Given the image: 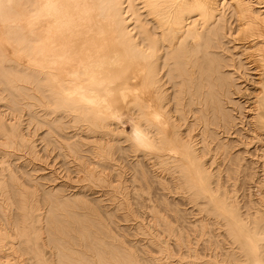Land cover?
Listing matches in <instances>:
<instances>
[{"label":"bare ground","instance_id":"6f19581e","mask_svg":"<svg viewBox=\"0 0 264 264\" xmlns=\"http://www.w3.org/2000/svg\"><path fill=\"white\" fill-rule=\"evenodd\" d=\"M42 125L48 144L63 141L79 161L81 186L110 187L123 220L143 232L127 181L147 194L158 187L143 204L178 250L157 232L150 240L162 255L127 245L81 187L49 188L38 214V182L10 163L0 177V264H264V0H0L3 156L38 159ZM70 126L85 134L58 132ZM178 193L190 211L171 199Z\"/></svg>","mask_w":264,"mask_h":264},{"label":"rangeland","instance_id":"374dc122","mask_svg":"<svg viewBox=\"0 0 264 264\" xmlns=\"http://www.w3.org/2000/svg\"><path fill=\"white\" fill-rule=\"evenodd\" d=\"M248 85H249V83H248ZM234 111L236 113V110L235 109H234ZM8 112H9V109H8ZM10 116L11 115H8L7 117H10ZM19 119H20V122L22 123L23 126L26 127V125H28V122L25 120V119H27V116L26 115H22ZM24 123H25V125H24ZM29 127H31V125ZM125 129H126L127 132H129L131 130V123L130 122H126ZM31 130L33 131V129H31ZM45 132H46V126L42 125L39 128H37L36 131L33 134L34 135V137H33V139H34V146H35V150L37 151V153H39L38 154L39 158L38 159H35V160H32V162L31 161L30 162L28 161L29 160V158L27 157L28 155L23 150H18L19 152L18 151H12V152H9L8 154H5V156H3V153H4L3 151L5 150V147L4 146H0V155L2 156V157L0 156V161H1L0 162V177H2V175H3L2 173H4V172L1 171L2 166H6L7 164H10V163L12 165L15 164L14 166H12L11 164L10 165L13 168L15 167L14 169L17 172L18 175L20 174L19 176H20L21 180H27V179H24V178H25V173L28 170L27 173H30L32 175V177H34L35 180L38 182L37 183L38 185H36L37 188H38V193H39V196H38V198H39V204H38L39 205V209L37 210V213L38 214H42V215H44V213L46 214V211L48 209V205H47V203L45 202V199H44V195H45L44 192L47 191V190H49V188L50 189L51 188L52 189H56V188L62 189V193L63 194L69 195L71 193H74V191H78L80 189V187L82 189L83 187L81 185H83L82 183H85V180L82 179V173L83 172L78 169L79 168V165H78L79 164V161L77 159H75L73 156L67 155L66 149L64 147L59 148L58 144H61L62 145L63 141H61L58 144L57 143L56 144H48L46 142V140L43 138V134ZM58 132L61 133V134H63V135L67 134V132L68 133L80 132V133L85 134V132L83 130H81V128H78V127L76 128V127H73V126L63 128V129L59 130ZM37 133H39V134H37ZM121 144L122 145H125L126 142L124 143V142L121 141ZM22 152H24L26 155H24ZM124 156H127V155H124ZM130 158H132V157H129V160H130ZM91 159H90L91 161H94L96 158L91 157ZM121 161L122 160L115 161V162L116 163H120ZM125 162L128 163L127 161H124V162H121L120 164H123ZM6 172L7 171L5 170V173ZM111 172H112L111 179H116L117 178V172H116V170H112ZM79 174H81V175H79ZM114 174L116 176H113ZM124 175L128 176V177H126V176H124V177L129 178L130 175H131V171L129 169L128 170L126 169L125 172H124ZM43 176H45V177L43 178ZM48 178H50V179H48ZM25 182L27 183V181H25ZM42 183H43V186H42ZM137 184L138 183H135L134 184L135 186H134L131 183V181H127V185H129L128 186V198H129V196L131 194V197L129 198V203H130V205H132L131 208L136 213H138L141 210L138 214L139 215L142 214L141 215L142 218L140 219V217H141L140 216L138 219H140L142 222L145 221L144 222L145 225L147 227H149V230H150L149 233L143 232L142 230L138 229V226L136 224L137 221H135L134 219H125V220H123V218H124V216H123L124 215V211L122 209H116V207H114L115 206V201H113L112 200V197L110 196V192H109V189H111L110 187H107V186H103L102 187L100 185L93 186V187H90V188H87V189L84 187L82 190L80 189L82 191V192L80 191V193H82L83 195L86 194L85 197L88 198V199L91 197V199H89V200L92 201L93 203L98 202L99 205H100V207H101V209L104 208L102 210L103 213L104 212H106V213L108 212V213H112L113 214V216H114L113 219L116 222V224H113L114 226L112 225L113 232L115 230L114 233L118 237L123 238L124 240L126 239L127 241L125 240V243L127 245L130 244L129 246H135V248H137L138 250H140V252H141V250H149V251H151L150 253H152V254L162 255L161 253H159V249L160 248L158 247V245H155V244L151 243V240H150L151 239L150 238L151 237V232H155V233L157 232V233H159L158 235H159V239L161 241L163 240V242L169 243L170 247L173 248V249L175 248V251H177L178 250V245H177V242H175L176 236H173V235L169 234V232H167L163 227H160V226H157V225L151 226V224L152 225L155 224L154 223L155 220L154 221L152 220L153 217L151 215L152 214L151 209L149 207H146L145 206V205H147V203H148V205L151 204V203L153 204L154 202L151 199H157L159 197V193L161 194V190L158 187H154L151 190V193L152 194L151 193L150 194H147L145 192L143 193L142 191H140L138 189V187L136 186ZM103 188H104L105 191L103 190ZM106 189H107V191H106ZM252 189H255V187L252 188ZM96 190H97V192H96ZM248 190L249 189H245V190L240 189V190H238L237 194L241 198L243 192L244 193L245 192L246 193H248V192L250 193V191H248ZM84 191H85V193H83ZM100 191H102V192L100 193ZM130 191H131V193H130ZM251 192H253V191H251ZM155 193H156V195H155ZM254 193H253V195H255ZM173 195L171 196V199H173V201L174 200L177 201V202L179 201L178 203H179L180 207L187 208L186 211H188V209H189V211L191 210V203H188L187 199L183 195H181L179 193L178 194H175L174 196ZM94 196L96 197V201H95ZM255 196H253V197H255ZM103 198H105V199H103ZM137 201H138V203H137ZM106 207H107V209H106ZM142 207L143 208L145 207V208L143 209ZM146 208H147V210H146ZM194 211L196 212V210H194ZM143 214H144V217H146L144 219H143ZM149 214L151 215V217H150ZM192 216H193V214H192ZM189 217H190V215H189ZM189 217L187 218V220H190L191 218L192 219L194 218V216L191 217V218H189ZM116 218H117V220H116ZM118 224H120V225H118ZM114 227H115V229H114ZM159 227H160V229H159ZM137 231H139V232H137ZM170 235H171V237H170ZM192 237H194L193 238V241L195 243L200 242V243H198V246L199 247H202L203 246L202 245L203 244V240H200L199 237H196L195 235H192ZM165 243H163V244H165ZM137 245H139V246H137ZM44 250L46 251L45 252L46 256H48V255L51 256V252L50 251H52V250H51V247L50 246H45V249ZM184 250L187 251L186 248H184ZM207 250L208 249H202L201 251L202 252H205L207 254H211L213 252L212 249H209L208 251ZM162 258H163L162 260H166V257L165 256H163ZM27 261H29V260L27 259Z\"/></svg>","mask_w":264,"mask_h":264}]
</instances>
